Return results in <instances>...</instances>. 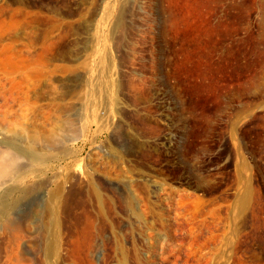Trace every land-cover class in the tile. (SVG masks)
Returning a JSON list of instances; mask_svg holds the SVG:
<instances>
[{
  "label": "rangeland",
  "instance_id": "rangeland-1",
  "mask_svg": "<svg viewBox=\"0 0 264 264\" xmlns=\"http://www.w3.org/2000/svg\"><path fill=\"white\" fill-rule=\"evenodd\" d=\"M8 142L0 264H264V0H0Z\"/></svg>",
  "mask_w": 264,
  "mask_h": 264
},
{
  "label": "bare ground",
  "instance_id": "bare-ground-1",
  "mask_svg": "<svg viewBox=\"0 0 264 264\" xmlns=\"http://www.w3.org/2000/svg\"><path fill=\"white\" fill-rule=\"evenodd\" d=\"M23 141L24 139L22 140V142ZM6 144V148L8 147L9 149L7 151L0 150V189H3L0 194V220H2L3 218L9 219L11 211H13L17 204L13 200L15 199L14 196L17 194L20 195L25 192H17V187L13 185L6 186V184L11 180H21L22 170L19 166V160L23 157L33 162H38L43 159V157L37 153L38 151H36L32 146L25 147L23 144H14V142H8ZM24 144H26V142Z\"/></svg>",
  "mask_w": 264,
  "mask_h": 264
}]
</instances>
